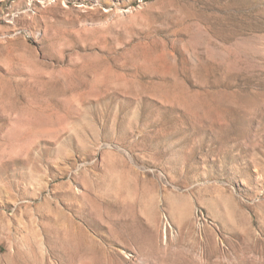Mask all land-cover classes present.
Instances as JSON below:
<instances>
[{
	"label": "rangeland",
	"instance_id": "1",
	"mask_svg": "<svg viewBox=\"0 0 264 264\" xmlns=\"http://www.w3.org/2000/svg\"><path fill=\"white\" fill-rule=\"evenodd\" d=\"M0 264H264V0H0Z\"/></svg>",
	"mask_w": 264,
	"mask_h": 264
}]
</instances>
